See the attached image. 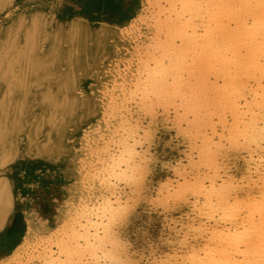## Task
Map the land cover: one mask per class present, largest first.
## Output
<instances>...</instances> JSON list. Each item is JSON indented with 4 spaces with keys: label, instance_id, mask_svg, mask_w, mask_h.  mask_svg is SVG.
<instances>
[{
    "label": "bare ground",
    "instance_id": "6f19581e",
    "mask_svg": "<svg viewBox=\"0 0 264 264\" xmlns=\"http://www.w3.org/2000/svg\"><path fill=\"white\" fill-rule=\"evenodd\" d=\"M165 2H151L154 12L133 19L112 12L95 20L67 16L55 0L47 7L0 0V168L16 165L32 179L17 191L5 175L3 207L25 209L35 225L44 202L34 182L51 161L73 184L59 257L46 248L42 264H125L115 226L131 198L122 203L119 185H138L147 170L135 147L139 127L128 116L133 100L152 115L157 104L173 105L199 153L192 179L172 189L196 213L186 232L202 240L183 238L185 253L165 261L264 264V0ZM151 23L142 54L136 33ZM224 139L244 153L242 184L221 166ZM24 245L26 258L34 237Z\"/></svg>",
    "mask_w": 264,
    "mask_h": 264
},
{
    "label": "rangeland",
    "instance_id": "374dc122",
    "mask_svg": "<svg viewBox=\"0 0 264 264\" xmlns=\"http://www.w3.org/2000/svg\"><path fill=\"white\" fill-rule=\"evenodd\" d=\"M40 1L44 7H47L49 4L48 0ZM155 1L156 0H55V2L61 5V8L67 16L90 15L89 13H91L94 17L92 15L89 17H93L95 20L105 17L107 14H112V12L115 14L119 13L120 16L129 13L132 19L136 18L141 10L151 14V12L155 11V8L150 4H154ZM160 1H162L163 4L166 3L165 0ZM153 25L154 23H151L149 28L145 27L140 32L136 33L138 40H136L135 37V41L138 48L142 50V54L148 49V45L151 41L150 38L154 36ZM133 101L129 102L130 105L128 104V108L130 107V110L127 112L131 121L139 127V134H137V140L139 142L136 141L135 147L139 154L143 156V158L140 159L143 170L147 168L148 171H143V173L141 171L142 177L144 178H141L138 184L139 187L141 186L140 188H136L138 185L133 187L129 185L127 188L123 183L119 185V193L122 195L125 194L122 203L126 204V201L130 197L131 199L129 198L130 200L127 201V206L131 205V207L130 209L127 207L124 221H120L121 223H118L119 226L118 224L115 226V234H117L116 237L120 241L119 251L125 264H169V262L165 261L168 255L173 254L175 251H178L180 254H182V251L185 253L186 246L184 248L183 243L180 245L183 238L185 239L188 237V242L192 241L194 244L202 240V238L197 239L194 234H191L192 232L188 235L187 223L189 224V222L196 217V213H194L189 203L185 201H182V203L181 201L175 200L173 197L175 189H172L177 187L178 179L179 181H184L185 178L183 179V177L192 179L190 176H194L193 173H195V166L199 160V153L197 152V148L192 147L191 139L180 131L181 123L178 121L177 112L173 105H166L164 107V105L157 104L156 106L158 109L160 106H162V109L160 108L158 110L155 106L156 112L152 115L143 112V110H139L140 108L137 101ZM163 108H165L167 112L163 111ZM182 126L186 128V122H182ZM220 132H222L221 128ZM145 134L146 136H144ZM140 137H142L141 141L139 140L141 139ZM198 140V144H200L201 140ZM222 147L225 150L224 153H226V156L223 155L220 157L221 166L223 167L225 164L224 167H227L226 171L233 175L235 179H239L238 182L242 184L241 180L243 178L241 173L243 170L241 167L244 162V153H233L229 143L225 139L223 140ZM113 151L117 152L118 150L115 148ZM142 154H144L145 157ZM143 160L145 162L147 161V163ZM48 164L47 170L40 176L37 185L34 182L36 186L34 187V195L37 193V195L41 197V202L44 203H42L41 213H38L39 216H37L40 220L33 214L34 218L37 219V223L32 226L28 222L25 209L21 210L22 208L19 207L20 209L14 208L10 210L9 208L3 207L2 201V188L4 187L2 181L5 175L8 179L11 178L12 181L9 180V182L11 181L14 183V190L17 191L21 190L26 182L29 184L32 179L24 174L16 165L4 167L3 170L0 168V222H2L1 220L4 217L3 220H6L4 221L6 223H0L1 226L2 224L4 226L0 227V264H21L23 260L22 264H42L43 257L40 256V253L44 252L46 248L50 252L51 249L54 250V258L57 256L59 257L57 254L60 252L59 248H57L58 245L56 244V240L62 235H65V227L72 222L73 211L70 204L72 203L71 192L73 191V184L70 182L68 183L65 177L66 171L61 166L57 165L54 161ZM144 179L146 180L144 181ZM55 184L57 185L54 186ZM169 186L172 189L171 192L167 191V189H170ZM132 188L134 189L132 190ZM137 189L139 193L136 191ZM172 192L173 194L171 195ZM167 199L170 202H167ZM175 201L179 204L177 202L175 203ZM2 211L4 213H2ZM188 216L190 218L189 220ZM30 228H32L31 231ZM185 232L187 233L186 235ZM27 237H34V244L36 243V245L35 248L30 247L27 250L29 251L27 252L28 257L24 258L20 255V252H22L25 247L24 244L27 242ZM193 243L191 244L193 245ZM191 244L188 243L190 246ZM126 251H128V253ZM31 255L34 257H30V259L29 256ZM89 264L101 263L90 260ZM102 264H110V262H102Z\"/></svg>",
    "mask_w": 264,
    "mask_h": 264
}]
</instances>
